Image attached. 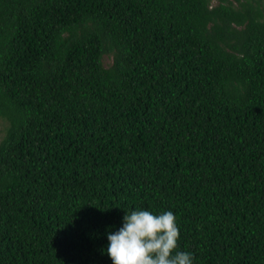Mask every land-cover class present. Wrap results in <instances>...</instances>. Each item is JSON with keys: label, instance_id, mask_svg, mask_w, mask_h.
Wrapping results in <instances>:
<instances>
[{"label": "trees", "instance_id": "obj_1", "mask_svg": "<svg viewBox=\"0 0 264 264\" xmlns=\"http://www.w3.org/2000/svg\"><path fill=\"white\" fill-rule=\"evenodd\" d=\"M138 209L264 264V0H0V264H113Z\"/></svg>", "mask_w": 264, "mask_h": 264}, {"label": "clouds", "instance_id": "obj_2", "mask_svg": "<svg viewBox=\"0 0 264 264\" xmlns=\"http://www.w3.org/2000/svg\"><path fill=\"white\" fill-rule=\"evenodd\" d=\"M123 226L107 235L113 264H193L190 252L179 251L180 228L172 211L126 212Z\"/></svg>", "mask_w": 264, "mask_h": 264}, {"label": "rangeland", "instance_id": "obj_3", "mask_svg": "<svg viewBox=\"0 0 264 264\" xmlns=\"http://www.w3.org/2000/svg\"><path fill=\"white\" fill-rule=\"evenodd\" d=\"M112 59L110 57H105V64L108 65L110 64Z\"/></svg>", "mask_w": 264, "mask_h": 264}]
</instances>
